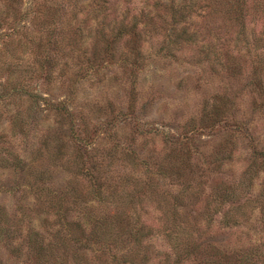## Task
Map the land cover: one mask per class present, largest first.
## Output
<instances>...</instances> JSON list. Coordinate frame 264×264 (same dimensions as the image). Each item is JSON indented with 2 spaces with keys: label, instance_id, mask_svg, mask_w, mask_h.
I'll list each match as a JSON object with an SVG mask.
<instances>
[{
  "label": "rangeland",
  "instance_id": "rangeland-1",
  "mask_svg": "<svg viewBox=\"0 0 264 264\" xmlns=\"http://www.w3.org/2000/svg\"><path fill=\"white\" fill-rule=\"evenodd\" d=\"M48 1L0 0V264H47L34 260L30 240L37 231L51 238L62 192L68 219L86 233L105 212L79 153L97 183L130 194L109 205L174 206L200 250L264 247V18L254 0L242 21L225 1L206 0L177 23L160 5L187 0H106L111 19L124 7L138 16L136 32L107 52L94 0H51L50 16ZM145 8L160 11L150 24ZM115 28L105 27L107 38ZM151 236L139 264H159L184 240ZM67 246L60 264H129Z\"/></svg>",
  "mask_w": 264,
  "mask_h": 264
},
{
  "label": "trees",
  "instance_id": "trees-1",
  "mask_svg": "<svg viewBox=\"0 0 264 264\" xmlns=\"http://www.w3.org/2000/svg\"><path fill=\"white\" fill-rule=\"evenodd\" d=\"M187 1V5H175V3L173 2V4H161L160 8H171V18H173L174 23H177L176 17L179 18L183 10H186V8L195 10V5L197 7L196 9H200L201 6L204 8L206 2V0ZM222 1H225L226 7L229 6L230 9H234L236 11L238 19H241V17L243 18L248 9V0ZM48 3L49 5L44 6L46 7L47 15L50 16L51 10L49 9H51V6H53V4L51 0H49ZM93 4L94 9H97L99 12V18H101L97 22L99 27L98 32L104 36L103 40L106 44V52L107 49L112 47V44L115 43L118 37L123 36L124 32L132 33L136 32V29H138V16L131 15L126 7H124L120 16H116V19H111L108 7L106 6V4H108L106 0H94ZM199 4L202 5L200 6ZM153 7L157 8V5L155 4L153 5ZM253 7L255 8V11L262 14V18H264V0H254L252 4V8ZM146 10L147 8L142 10V14L143 16H147L146 22L150 24L155 19V17L159 15L160 11L145 12ZM127 15L131 16L130 20ZM198 15H201V13H199ZM107 20L109 21L107 22ZM235 22L237 21L235 20ZM109 24H113L114 26L116 25V28L113 33V37L107 38L105 27L108 28ZM262 33H264V25L259 34L261 35ZM216 51L217 48L215 47V44L210 45V49H207L208 54L212 53L215 58L218 59L220 58V54ZM222 61L223 59L221 60L220 64H223ZM79 158L80 173L84 176H89L92 188L91 191L95 192L98 201L101 203V205H104L103 210L107 215H104L102 210L99 209L100 215L86 233L84 228H80V224L74 223L73 220L68 219V206L64 202L65 196H60L61 194H64L62 192L60 195H58L59 204L57 206V209L56 211H53V216L55 220L58 221V227L54 231L55 233L53 232L54 235L52 233L51 238L49 240H45V238L42 236V233L40 231H37L33 238L31 237L30 244L33 250L32 257L36 262L60 264L61 262H63L61 260L62 255L65 254L66 256L65 251L68 247L67 245H69L70 242H73L78 244L82 248L86 247V244L90 246L92 245L90 249L98 254L102 262H107L108 256H111V259L113 261H116L117 258H120L125 260V262H129V264H139L140 261H146L147 258H149L148 250L152 247V245L149 242H145V240L150 239L153 233H162L163 236H166L167 240H172L171 244L172 242H176L178 240V237L184 239L183 241H180L179 243L173 245L172 250H178L176 254H174V256L167 251L162 253V255L164 256L163 260L160 261V263L162 264H183L184 260H188L192 255H200V259L198 260L197 264H264L263 243H260V245H253L251 247H244V249L226 250L223 249L222 246L220 247V244L214 242L211 244H207L203 249L205 251L202 253L203 250L199 249V244L189 238L190 232L184 225L182 226L181 222H183V219L179 217V215L177 216V213L174 212V210H176V207L174 208V206H171V209L169 208V215L171 220H168L169 215L167 214V210L169 209L167 208H156L155 212H152L145 207H141V205L125 204V206L128 207L127 209L120 208V206L118 207L115 204L109 205L111 203V200H114L115 197H121L122 201H124L125 196H130V194L124 192V190L122 189V185L112 186L97 183V179L92 173L91 166H89L91 161L90 157L87 155L86 157L81 158V155L79 153ZM86 162L88 166L86 165ZM136 193V197H142L140 193ZM78 194V191L72 194V197L74 198L73 203L76 202ZM49 206H51L50 202ZM111 206L113 207L114 212H111ZM167 221L169 222V231H166L165 228ZM236 221L237 219H233L232 222ZM61 231H64V233L66 232L65 236H63ZM5 234H8L7 230L5 231ZM114 234L116 235L113 236ZM83 241L85 242L84 244L82 243ZM114 242L116 243L118 250L115 251V253H110L109 246H111V244ZM126 246H131L130 250L132 248V251H130L129 253H122L120 255L116 254L122 252V247ZM142 248H144V250H141ZM133 250L134 252H138V250H140L141 256L138 257L137 255H134V253H132ZM171 256H173L174 258L170 259Z\"/></svg>",
  "mask_w": 264,
  "mask_h": 264
}]
</instances>
